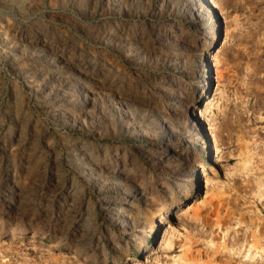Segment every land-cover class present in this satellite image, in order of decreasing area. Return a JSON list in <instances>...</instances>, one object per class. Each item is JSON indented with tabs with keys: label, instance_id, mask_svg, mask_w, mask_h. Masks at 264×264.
Listing matches in <instances>:
<instances>
[{
	"label": "rangeland",
	"instance_id": "rangeland-1",
	"mask_svg": "<svg viewBox=\"0 0 264 264\" xmlns=\"http://www.w3.org/2000/svg\"><path fill=\"white\" fill-rule=\"evenodd\" d=\"M133 260L264 264V0H0V264Z\"/></svg>",
	"mask_w": 264,
	"mask_h": 264
},
{
	"label": "bare ground",
	"instance_id": "bare-ground-1",
	"mask_svg": "<svg viewBox=\"0 0 264 264\" xmlns=\"http://www.w3.org/2000/svg\"><path fill=\"white\" fill-rule=\"evenodd\" d=\"M207 3H208V5L209 4H211V0H205ZM212 11V13H214V10L212 9L211 10ZM212 15H210V17H211ZM202 59H203V56L201 57ZM191 101L189 102V106L191 105ZM202 148H206V142H204V144L202 145ZM207 149V148H206ZM172 197V199H171V201H172V203L173 204H177V202H178V199L175 197V196H171ZM183 213H184V209H183V207L182 206H179V207H176V209H175V213H174V218L175 219H177V220H181L182 219V216H183ZM161 221V218H158V219H152L151 221H150V225H149V227H150V229H152L153 231H155V229H156V227H157V225L159 224V222ZM147 235H149V233H147ZM143 245L145 246V243L143 242ZM77 246L75 247V251H78L77 250ZM131 264H138L136 261H132V263Z\"/></svg>",
	"mask_w": 264,
	"mask_h": 264
}]
</instances>
